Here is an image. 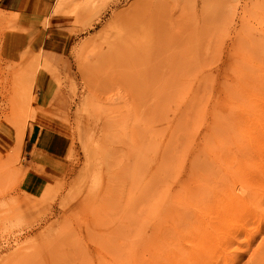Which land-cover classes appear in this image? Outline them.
Instances as JSON below:
<instances>
[{"label":"rangeland","instance_id":"rangeland-1","mask_svg":"<svg viewBox=\"0 0 264 264\" xmlns=\"http://www.w3.org/2000/svg\"><path fill=\"white\" fill-rule=\"evenodd\" d=\"M54 17L58 43L0 11V264H264V0H58Z\"/></svg>","mask_w":264,"mask_h":264},{"label":"crops","instance_id":"crops-1","mask_svg":"<svg viewBox=\"0 0 264 264\" xmlns=\"http://www.w3.org/2000/svg\"><path fill=\"white\" fill-rule=\"evenodd\" d=\"M57 1L58 0H0V11L10 15H16L22 22L21 26L28 24L30 25L37 21H41L42 19H46L48 22H51V26H48L46 30L50 31V34H52V37L55 39L54 41H57L58 43L59 40H61V38L64 36L62 31L64 28V18L54 17ZM49 43L54 42L50 41ZM37 126L39 125L35 124L30 128V130L27 129L25 136V144L29 146V152L31 153H33L32 147L41 133V128L37 129ZM38 160L44 167H47L48 164H45L39 158ZM44 181V178L40 175L34 172H28L23 179V185L24 187L26 186V188L30 187L32 189H36L39 187L40 183Z\"/></svg>","mask_w":264,"mask_h":264},{"label":"bare ground","instance_id":"bare-ground-1","mask_svg":"<svg viewBox=\"0 0 264 264\" xmlns=\"http://www.w3.org/2000/svg\"><path fill=\"white\" fill-rule=\"evenodd\" d=\"M37 60V59H36ZM34 61V60H33ZM35 62V61H34ZM38 62V61H37ZM36 62V63H37ZM33 63V62H32ZM28 65H30V64H28ZM40 65V64H39ZM30 66H34L35 67V65L33 64V65H30ZM41 66V65H40ZM34 67H31V68H34ZM258 69H259V67H258ZM29 70V69H28ZM32 70H34V69H32ZM36 70V69H35ZM254 72H256L255 70H257V69H255V67H254V69H252ZM252 71V72H253ZM34 72V71H33ZM251 73V72H250ZM28 76H30L29 74H28ZM25 77V76H24ZM31 77V81L33 80L32 79V77L33 76H30ZM254 79V78H253ZM15 80H17V79H15ZM20 80V79H19ZM25 79H23V75H22V79L20 80V81H24ZM30 81V78L28 79V82H31ZM253 81V80H252ZM27 82V83H28ZM260 82V81H259ZM26 83V82H25ZM251 84V83H250ZM246 85H247V83H246ZM250 86V85H249ZM252 86V85H251ZM247 87H248V85H247ZM249 88V87H248ZM248 91V90H247ZM29 94V93H28ZM22 94L19 92V93H16V94H14L13 95V100H14V102H13V104H12V107H10L11 108V110H12V112L11 113H13L14 114V116H16L17 114L16 113H14V112H16L15 110H18L21 106H22V97L20 98V100H18L19 99V97L17 98V96H21ZM251 95V94H250ZM23 96V95H22ZM26 96V95H25ZM258 97V96H257ZM28 99H29V97H27ZM238 98V97H237ZM243 98V97H242ZM27 99V100H28ZM249 101H250V99L249 98H247ZM252 99V98H251ZM258 100V99H257ZM252 101V100H251ZM245 102V101H244ZM248 104V103H247ZM191 106H192V104H191ZM229 108V107H228ZM233 108V107H232ZM186 109V108H185ZM243 108H241V110H242ZM251 109H252V107H251ZM14 110V111H13ZM22 110V109H21ZM199 110V109H198ZM187 111V110H186ZM239 111V110H238ZM20 112H22V111H20ZM218 112V111H217ZM252 112V111H251ZM261 113V112H260ZM261 114H264V113H261ZM252 115H254V113L252 114ZM252 115H250V117L252 116ZM243 116H245L244 114H243ZM18 118H19V116H17ZM218 117V116H217ZM226 117V116H225ZM236 116H234L233 118H235ZM248 117H249V115H248ZM11 118H13V116H12V114H11ZM17 118V119H18ZM20 118H21V115H20ZM14 119V118H13ZM12 119V120H13ZM224 119V118H223ZM239 119H240V117H239ZM254 119V118H253ZM14 120H16V119H14ZM179 120V119H178ZM186 120H187V118H186ZM233 120V119H232ZM25 122V121H24ZM24 122H22V123H17V120H16V124H18L17 125V129H16V134H15V141H16V143H17V145H20L21 144V142H22V140H23V137H24V132H25V125H24ZM188 122V121H187ZM239 122V121H238ZM241 122V121H240ZM236 123V122H235ZM237 124V123H236ZM251 124V123H250ZM253 125V124H252ZM257 125H259V124H257ZM241 126V125H240ZM236 128V127H235ZM240 128V127H239ZM236 130V129H235ZM243 130V129H242ZM242 130H240V131H242ZM243 132V131H242ZM242 132H239V133H241L242 134ZM247 135H249V133L247 134ZM255 135V134H254ZM243 136V135H242ZM247 138L249 137V136H246ZM250 138V137H249ZM248 138V139H249ZM246 139V138H245ZM242 141V140H241ZM247 141V140H246ZM248 142H249V140H248ZM234 143V142H233ZM249 144H251V143H249ZM249 144H247V146H249ZM257 144H258V142H257ZM256 144V145H257ZM262 145H264V144H262ZM235 146V145H234ZM237 146V145H236ZM235 146V147H236ZM242 146H244V145H242ZM238 149H240L241 147L238 145ZM252 147H253V145H252ZM247 148V147H246ZM250 148V147H249ZM257 148H259V146H257ZM261 148V147H260ZM242 149V148H241ZM248 149V148H247ZM246 149V150H247ZM252 149V148H251ZM262 149V148H261ZM19 150V149H18ZM242 150H244V152H245V149L243 148ZM236 151H237V149H236ZM240 151V150H239ZM238 151V152H239ZM249 151V150H248ZM241 152V151H240ZM243 152V151H242ZM241 152V153H242ZM252 152H255V151H252ZM240 153V154H241ZM246 153L247 152H245V156H246ZM234 154H236V152L234 153ZM250 155V154H249ZM248 155V156H249ZM259 155V154H258ZM238 156V155H237ZM247 156V157H248ZM241 157H242V154H241ZM252 157V156H251ZM244 158V157H243ZM249 158V157H248ZM237 159H239L240 160V156H239V158H237ZM245 159V158H244ZM235 161V160H234ZM236 163H238V162H236ZM240 163H241V161H240ZM245 163V162H244ZM256 163V162H255ZM259 163V162H258ZM257 163V164H258ZM239 164V163H238ZM247 165H249V163L247 164ZM259 165V164H258ZM262 166H264V165H262ZM246 167V166H245ZM249 167V166H248ZM250 168V167H249ZM238 171H236V173H237ZM251 172V171H250ZM249 172V173H250ZM248 173V172H247ZM223 174V173H222ZM225 174V173H224ZM247 175V174H246ZM222 176H224V178H225V175H222ZM227 177H228V175H226ZM195 177V176H194ZM254 177V176H253ZM262 177H264V176H262ZM222 178V177H221ZM251 178V177H250ZM233 179V178H232ZM238 179V178H237ZM223 180V179H222ZM225 180V179H224ZM221 181V180H220ZM227 181H229V180H227ZM214 183H215V181H213ZM230 182V181H229ZM228 182V183H229ZM260 182V181H259ZM262 184H264V183H262ZM205 185V184H204ZM221 185H222V183H221ZM220 185V186H221ZM227 185V184H226ZM240 186V185H239ZM227 187V186H226ZM240 188V187H239ZM241 188H243V187H241ZM248 189V188H247ZM224 190V189H223ZM244 190H246V188L245 189H242V191H244ZM225 191V190H224ZM248 191V190H247ZM222 192V191H221ZM248 192H250V191H248ZM235 193V192H234ZM224 199V198H223ZM248 199V198H247ZM250 200V199H249ZM227 201L229 202V203H227L228 205H230V206H232V207H236L237 208V206L239 207H241V205H243V198L242 197H240V195L239 196H237L236 194L235 195H231V194H229L228 195V198H227ZM224 202V201H223ZM227 205V206H228ZM239 207V208H240ZM230 208V207H229ZM242 208V207H241ZM240 208V209H241ZM226 210V209H225ZM224 210V211H225ZM239 211V210H238ZM242 211L243 210H241V212H240V214L242 213ZM244 211H245V209H244ZM235 212H237V211H235ZM260 212H264V211H260ZM175 213V212H174ZM181 218V217H180ZM207 219V218H206ZM210 219V218H209ZM178 225V224H177ZM175 232V231H174ZM176 233V232H175ZM230 238H232V237H230ZM262 247H264V245H262ZM262 249V248H261ZM260 253V252H259ZM175 260V259H174ZM177 260V259H176ZM194 261L196 260V257L193 259ZM199 260V259H198ZM173 260H171V262H172ZM197 261V260H196Z\"/></svg>","mask_w":264,"mask_h":264}]
</instances>
